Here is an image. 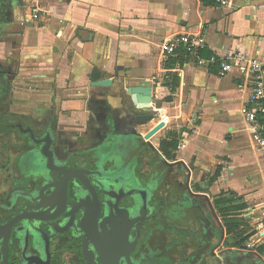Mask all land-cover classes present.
Segmentation results:
<instances>
[{
	"label": "crops",
	"instance_id": "0c3cea01",
	"mask_svg": "<svg viewBox=\"0 0 264 264\" xmlns=\"http://www.w3.org/2000/svg\"><path fill=\"white\" fill-rule=\"evenodd\" d=\"M186 32L204 36L211 53L240 51L264 62V0L220 7L203 0H0V105L56 121L62 136L80 135L86 145L95 123L140 113L126 85L157 84L152 108L166 109L172 125L151 138L156 150L165 157L159 147L166 130L177 132L186 148L173 160L194 168L191 186L213 206L224 190L254 207L264 198V162L240 112L249 81L237 69L221 75L218 65L201 66L191 55L166 57L164 43ZM178 57L181 63L163 66ZM174 76L179 81L172 93ZM102 79L111 85H92ZM156 122L141 126L142 133Z\"/></svg>",
	"mask_w": 264,
	"mask_h": 264
},
{
	"label": "flooded vegetation",
	"instance_id": "af4514ba",
	"mask_svg": "<svg viewBox=\"0 0 264 264\" xmlns=\"http://www.w3.org/2000/svg\"><path fill=\"white\" fill-rule=\"evenodd\" d=\"M136 113L95 123L84 145L56 121L0 105V264H103L106 241L130 248L132 264H264L247 242L225 244L205 192L144 138Z\"/></svg>",
	"mask_w": 264,
	"mask_h": 264
},
{
	"label": "built area",
	"instance_id": "2783aa9c",
	"mask_svg": "<svg viewBox=\"0 0 264 264\" xmlns=\"http://www.w3.org/2000/svg\"><path fill=\"white\" fill-rule=\"evenodd\" d=\"M217 7L227 5L229 0H214ZM33 10V18H38V11ZM207 48L204 36L192 33L176 34L163 45V53L166 57L180 53L194 56L201 66L207 64L218 65L219 73L226 75L237 69L249 81L248 103L240 109L241 115L249 124L251 138L255 145L256 154L264 162V62L257 54H248L240 51H227L224 53L213 52L209 57L201 54ZM156 125L163 123L161 130L172 125V117L163 107L153 106ZM186 148L184 140L178 143V150ZM264 256V254H263Z\"/></svg>",
	"mask_w": 264,
	"mask_h": 264
},
{
	"label": "water",
	"instance_id": "95a60500",
	"mask_svg": "<svg viewBox=\"0 0 264 264\" xmlns=\"http://www.w3.org/2000/svg\"><path fill=\"white\" fill-rule=\"evenodd\" d=\"M111 83H112V81L109 79H102V80L93 81L92 85L96 86V87H106V86H110ZM156 87H157V84H150V82L146 81V80H143V81L139 82L138 84L125 86L126 93L129 96H131L134 103L137 104V108L140 110V113H136V115L134 117V122L138 121L141 124H148V123L152 122L153 120H155V115H154L153 110H152V101H153V97H154V91L153 90ZM163 125H164L163 123H159L158 125H156L152 130H150L148 133H146L144 138L150 140L157 132H159L162 129ZM49 139L52 140V137L50 135H49ZM152 147L155 148V146H153V145H152ZM165 162L167 164H182L187 169V176H188V183H189L192 171L194 169L192 166H189L183 159H179V160H177L175 162H171V163L168 162L167 160H165ZM204 196L209 199V197L207 195H204ZM144 200L146 203V198ZM210 207H211V210H212L215 218L220 222V219H219L211 201H210ZM117 210H118V213L123 212L122 211L123 209L117 208ZM123 214L126 216L127 215L129 216V213H127V211H124ZM93 217H94L95 224H98L97 209L95 210ZM93 217H92V219H93ZM88 220H85V223L82 224V229H87L88 224H89ZM102 225H103V228L107 226L105 222H103ZM126 232H127V234H129V232H130L129 227H128V230ZM222 235L225 236V229L224 228H222ZM104 248H99V255H100V258H101L103 264H118L117 260H118L119 256L125 257L127 264H132V261L130 258V248L127 250L126 249L122 250V249H120V247L118 245H112V246L109 245L108 241H106ZM241 249L247 250V249H249V247L247 245H242ZM232 250H235V249L234 248L226 249V251H232ZM252 252L257 254L256 251H252ZM87 264H97V263L94 262L92 257H91L90 259H88Z\"/></svg>",
	"mask_w": 264,
	"mask_h": 264
},
{
	"label": "trees",
	"instance_id": "16d2710c",
	"mask_svg": "<svg viewBox=\"0 0 264 264\" xmlns=\"http://www.w3.org/2000/svg\"><path fill=\"white\" fill-rule=\"evenodd\" d=\"M205 3H214V0H203ZM212 53L210 51L205 50V52L202 54L204 56L209 57ZM178 56L187 57L189 55L180 53ZM183 59L178 58H173L169 59V61L163 63L164 67H171L173 66L176 62H182ZM178 81L179 79L174 76L173 79V84L171 86V92H175L176 87L178 86ZM171 84V83H169ZM166 100L170 101L172 100V96H168ZM178 143H179V138L178 134L175 131H169L167 136L162 139L160 143L159 149L163 152L166 158L168 159H175L174 154L178 150ZM222 170V166H219L214 174L210 178V182L215 181ZM214 199V207L215 209L219 212H221V218L223 219L224 227L227 230V233L229 235H232L234 244L236 246H239L243 243H246L250 236L253 234H248L245 235L246 233V228L248 224L246 223L243 212L244 210L248 207L247 201L245 199L233 192V191H221L219 194L215 195L213 197ZM224 211V212H223ZM257 250L259 253L264 254V243L259 245L257 247Z\"/></svg>",
	"mask_w": 264,
	"mask_h": 264
},
{
	"label": "rangeland",
	"instance_id": "374dc122",
	"mask_svg": "<svg viewBox=\"0 0 264 264\" xmlns=\"http://www.w3.org/2000/svg\"><path fill=\"white\" fill-rule=\"evenodd\" d=\"M170 130L171 129L166 130L167 134ZM212 195L213 194H211V196ZM252 205L253 204L249 202L248 207L243 212L244 219L246 223L248 224L245 235H248L251 233L253 234L248 239L247 244L251 246L253 249H255L256 251H258L257 247L261 245L262 243H264V198L261 202H258L256 206L253 207ZM216 212L219 216H221L222 211L221 212L216 211ZM232 242H233L232 235L228 234V236L225 237V244L229 245Z\"/></svg>",
	"mask_w": 264,
	"mask_h": 264
}]
</instances>
